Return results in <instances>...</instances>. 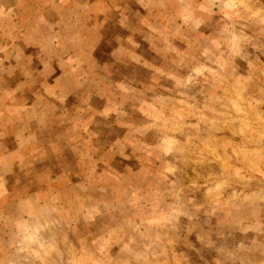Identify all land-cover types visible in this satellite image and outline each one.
I'll list each match as a JSON object with an SVG mask.
<instances>
[{
    "label": "rangeland",
    "instance_id": "obj_1",
    "mask_svg": "<svg viewBox=\"0 0 264 264\" xmlns=\"http://www.w3.org/2000/svg\"><path fill=\"white\" fill-rule=\"evenodd\" d=\"M3 67L0 264H264V0H0Z\"/></svg>",
    "mask_w": 264,
    "mask_h": 264
},
{
    "label": "crops",
    "instance_id": "obj_2",
    "mask_svg": "<svg viewBox=\"0 0 264 264\" xmlns=\"http://www.w3.org/2000/svg\"><path fill=\"white\" fill-rule=\"evenodd\" d=\"M114 26L116 27V25H114ZM97 33H99V32H96L95 35H97V36H95V37H97V39H99V40H102V37H101L102 34L98 35ZM98 36H99V38H98ZM99 52H100L99 49L95 48L94 51H92V53H90V56H89V58L91 60H93L94 63H89V61H88V63L92 67H93V65L96 67L97 74H98V80H100V82H99L100 85L99 86L103 85V82L106 79L110 82L111 85H114V82H116V81H113V78H116L115 77V75H116L115 73L118 74L119 69H117L118 67L117 68L114 67V63H113V61L111 59L112 58L111 55L107 54V55H105L106 56L105 59H99V58L102 57ZM29 54H32V56H34L35 58L37 56V54L35 52H33V51H31ZM139 56L141 57V59L143 58V56L137 55L135 53V56H133V59L135 60L136 57H139ZM134 60H131V61L134 62ZM77 62L78 63H76V62L67 63V77L68 76H70V77L72 76L74 78L73 79V85H68L67 86V88H70L67 91V122L69 120H72V118L70 117L71 115H73L75 117L76 115L77 116L78 115H82L83 113L87 112V106L92 101L90 98L85 99V97L89 93V91H86L87 90L86 86L89 83V81L86 80L84 77L79 78V76H81V74L79 72H83V73L86 72L85 66H86L87 63L84 65V63H81L80 60H78ZM27 64H29V63H27ZM70 65H71V67H70ZM73 66L79 67V72H77L78 73L77 76H76L77 73H75V72H73L71 70L73 68ZM30 67H31L30 69L32 70L33 74L37 75L38 72L32 66H30ZM68 67H70V71H69ZM27 71H29V70L27 69ZM6 72H7V67H3L2 71H0V92L2 91L3 88L7 87V82H5V80H7L6 79V76H7ZM128 72H130V71L128 70ZM30 75H31V73H30ZM50 76L52 78L53 74L50 75ZM25 77L27 78V76H25ZM30 80H32V82L36 81L37 84H40V82H43L40 79L39 80L38 79H28V78L27 79H22L21 81H19V82H17L15 84L17 90H19V92H17V95H16L17 97H18V93L21 92V93H23V95H22L23 98H25V99L29 98V99L32 100L33 105H36L37 103L38 104H45V103L50 104V103H53V104H62L61 106H63V104L64 105L66 104V103L63 102V99H62V101H60L58 98H55V96L52 95V94L55 95V90H53V87H52L53 84L51 86L50 82L48 80H45L47 83L43 82V84H45V87H44L45 88V92H44L45 96H42V94H37V95L35 94L34 90H35V84L36 83H30ZM97 83H98L97 79L93 80V84H92L91 88L96 87ZM93 93H94V91H93ZM91 96H95V95L93 94ZM108 98H110V97L107 96V98L104 97V98H101L98 101V99L95 96L93 98V101H94L93 104H95V106H96L97 104L98 105L102 104L104 101L109 102ZM17 103H24V102H22L20 99H18ZM90 105H91V103H90ZM44 108H43V110H44ZM94 109H95V107H94ZM47 116H48L47 122L49 123L48 127H53V126H51V124L53 125L51 120H52L54 115L50 116V113H49ZM80 124L81 123L73 124V127H75L73 129H75V130L68 131L67 135L69 133H70L69 134L70 136H74L75 135V136L79 137V135H82V133L80 132L81 129L77 130L78 128H80V126H79ZM38 126H40V125H38ZM33 133H34V130H33Z\"/></svg>",
    "mask_w": 264,
    "mask_h": 264
},
{
    "label": "trees",
    "instance_id": "obj_3",
    "mask_svg": "<svg viewBox=\"0 0 264 264\" xmlns=\"http://www.w3.org/2000/svg\"><path fill=\"white\" fill-rule=\"evenodd\" d=\"M106 57H101V59H105Z\"/></svg>",
    "mask_w": 264,
    "mask_h": 264
}]
</instances>
